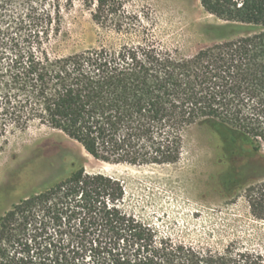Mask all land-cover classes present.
<instances>
[{
	"label": "trees",
	"instance_id": "1",
	"mask_svg": "<svg viewBox=\"0 0 264 264\" xmlns=\"http://www.w3.org/2000/svg\"><path fill=\"white\" fill-rule=\"evenodd\" d=\"M12 1L0 0L1 133L39 123L98 160L165 166L180 162L187 131L209 126L235 148L231 156L264 162V0H200L216 18L258 32L192 55L141 31L117 47L64 57L47 44L75 0H30L11 21ZM128 1L83 0L95 22L120 32ZM237 167L225 177L229 188L239 184ZM125 198L121 182L75 171L1 218L0 264H264L232 248L175 243L128 215ZM245 198L252 217L264 221L263 173Z\"/></svg>",
	"mask_w": 264,
	"mask_h": 264
},
{
	"label": "rangeland",
	"instance_id": "2",
	"mask_svg": "<svg viewBox=\"0 0 264 264\" xmlns=\"http://www.w3.org/2000/svg\"><path fill=\"white\" fill-rule=\"evenodd\" d=\"M29 1L10 3L11 21L22 15ZM92 12L83 0L63 10L59 32H52L47 44L53 55L117 47L141 31L152 33L169 51L192 55L220 41L258 32L255 27L216 18L203 9L200 0H129L122 32L114 23L95 22ZM6 130L0 132V220L20 201L84 169L121 182L126 191L125 212L159 235L215 253L232 248L264 262V221L252 217L245 198L247 187L264 175V162L252 156H231L235 148L229 151L218 130L191 128L184 136L180 162L165 166L98 160L60 130L39 123L25 130ZM233 162L240 179L229 188L225 177Z\"/></svg>",
	"mask_w": 264,
	"mask_h": 264
}]
</instances>
